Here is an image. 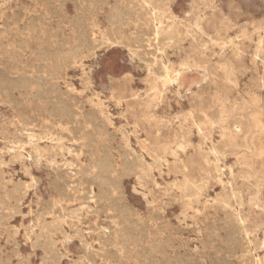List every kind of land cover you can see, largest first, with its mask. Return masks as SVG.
<instances>
[{
  "label": "rangeland",
  "instance_id": "374dc122",
  "mask_svg": "<svg viewBox=\"0 0 264 264\" xmlns=\"http://www.w3.org/2000/svg\"><path fill=\"white\" fill-rule=\"evenodd\" d=\"M63 1L0 0V264H264V187L257 195L237 177L239 163L264 162V130L251 138L252 150H229L218 170L208 153L221 130L237 143L228 130L243 100L247 120H263L264 0ZM15 13L19 40L5 34ZM156 24L163 32L157 43ZM163 63L170 78L182 69L178 81L163 80ZM38 78L50 81L52 98L37 95ZM56 95L70 102L73 122L48 113ZM200 98L212 104L217 125L204 122ZM100 153L115 168L108 200L73 172L78 163L92 167Z\"/></svg>",
  "mask_w": 264,
  "mask_h": 264
},
{
  "label": "bare ground",
  "instance_id": "6f19581e",
  "mask_svg": "<svg viewBox=\"0 0 264 264\" xmlns=\"http://www.w3.org/2000/svg\"><path fill=\"white\" fill-rule=\"evenodd\" d=\"M54 1V0H53ZM63 1V0H62ZM78 1V0H77ZM83 1V0H82ZM95 1V0H94ZM47 2V1H46ZM45 2V3H46ZM48 2H49V0H48ZM64 2V1H63ZM67 2H68V0H67ZM87 2V1H86ZM99 2V1H98ZM121 2V1H120ZM50 3V2H49ZM77 3V2H76ZM92 3V2H91ZM90 3V4H91ZM95 3H96V1H95ZM66 4V3H65ZM87 4H89V3H87ZM104 4V3H103ZM102 4V5H103ZM59 5H60V3H59ZM74 5H75V3H74ZM95 5V4H94ZM123 5V4H122ZM145 5H148V3H146L145 2ZM61 6V5H60ZM97 6H99V5H97ZM96 6V7H97ZM117 6H119V5H117ZM54 7V6H53ZM65 7V6H64ZM77 7H78V5H77ZM76 7V8H77ZM60 9H61V7H59ZM87 8V7H86ZM86 8H84L83 10L85 11V9ZM18 9V8H17ZM77 9H79V8H77ZM89 9V8H88ZM93 9H95L94 7H93ZM115 9V8H114ZM63 10V9H62ZM87 10V9H86ZM96 10V9H95ZM39 11L40 10H38V13H39ZM64 11V10H63ZM89 11V10H88ZM88 11H86V13L88 12ZM110 11V10H109ZM118 11H119V9H118ZM128 11V10H127ZM32 12V11H31ZM49 12V11H48ZM52 12V11H51ZM79 12V11H78ZM101 12V11H100ZM56 13V12H55ZM62 13H64V12H62ZM110 13L112 14V16H113V13L110 11ZM124 13V12H123ZM16 14V13H15ZM33 14V13H32ZM43 14V13H42ZM74 14H76V10H75V13ZM83 14V13H82ZM81 14V15H82ZM84 14H85V12H84ZM88 14V13H87ZM118 14V12L116 11V12H114V15H117ZM120 14V13H119ZM130 14V13H129ZM154 14V17H156V14H155V12L153 13ZM53 15V14H52ZM80 15V16H81ZM124 15V14H123ZM10 15H8V17H9ZM15 16H17V14L16 15H14L13 16V18L15 17ZM54 16H57V15H54ZM53 16V17H54ZM80 16H78V17H80ZM111 16V15H110ZM120 16V15H119ZM126 16V15H125ZM124 16V17H125ZM135 16V15H134ZM65 17V16H64ZM75 17V16H74ZM123 17V18H124ZM32 18V17H31ZM30 18V19H31ZM37 18H38V16H37ZM40 18V17H39ZM114 18V17H113ZM117 18H119L118 17V15H117ZM2 19V18H1ZM62 19H63V17H62ZM85 19V18H84ZM110 19V18H109ZM26 20H27V18H26ZM41 21H42V19H40ZM47 19L45 18V21H46ZM74 20V19H73ZM113 20H115V19H113ZM118 20V19H117ZM117 20H115V21H117ZM121 20V19H120ZM31 22H33L32 20H30ZM77 21H79V20H77ZM5 22V21H4ZM3 22V23H4ZM110 22V21H109ZM119 22V21H118ZM134 22H135V20H134ZM19 23H20V20L16 17V18H14V19H12L11 21H9L8 23H7V30L5 31V34H7V35H11V36H15L16 38H18V40L20 39L19 38V35L21 34V33H19ZM43 23V22H42ZM45 23V22H44ZM53 23V22H52ZM60 23V22H59ZM73 23H74V21H73ZM73 23H71V24H73ZM34 24H36V23H34ZM159 24H161V23H159ZM25 25V24H24ZM47 25V24H46ZM49 25V24H48ZM76 25V24H75ZM82 25V24H81ZM113 25V24H112ZM26 27H27V25H25ZM30 26V24H28V27ZM36 26V25H35ZM83 26V25H82ZM24 27V26H23ZM28 27L26 28V29H28ZM73 27V26H72ZM5 28V27H4ZM25 28V27H24ZM32 29H33V27H31ZM36 28H37V26H36ZM43 29L45 28V26L44 27H42ZM41 28V29H42ZM61 28V27H60ZM118 28V27H117ZM35 29V28H34ZM50 29V28H49ZM63 29V28H62ZM79 29V28H78ZM2 30V29H1ZM30 30V29H29ZM28 30V33L26 34L27 36L31 33V31L32 30H30L29 31ZM37 30H38V28H37ZM45 30H46V28H45ZM104 30V29H103ZM34 31V30H33ZM47 31H48V29H47ZM78 31H80V29L78 30ZM3 32H4V29H3ZM2 32V33H3ZM38 32V31H37ZM57 32H58V30H57ZM59 32H60V30H59ZM1 33V34H2ZM65 33V32H64ZM77 33V32H76ZM39 34V33H38ZM59 34H61V32L59 33ZM117 34V33H116ZM25 35V36H26ZM32 35V34H31ZM37 35V34H36ZM35 35V36H36ZM62 35V34H61ZM163 35V32H162V30H161V28L159 27V26H157V24H156V27H155V29H154V31H153V41H155L156 43L159 41V39L161 38V36ZM1 36V35H0ZM30 36V35H29ZM13 37L11 38V40L13 39ZM47 37H48V35H47ZM50 37V36H49ZM78 37V36H77ZM135 37H136V35H135ZM10 38V37H9ZM30 38V37H29ZM33 38H34V36H33ZM44 38V37H43ZM56 39H57V37H55ZM63 38H65L64 36H63ZM69 38V37H68ZM54 39V38H53ZM75 39V38H74ZM73 39V40H74ZM82 39H84V38H82ZM144 39V38H143ZM138 40V39H137ZM10 41V40H9ZM13 41V40H12ZM12 41H10L11 43H12ZM16 41V40H15ZM22 41H23V39H22ZM64 40L62 39V40H60V42H63ZM107 41H110V40H108L107 39ZM25 43V42H24ZM112 44H114L115 42H111ZM17 44V43H16ZM45 44V43H44ZM55 44V43H54ZM84 44V43H83ZM83 44H81V45H83ZM141 44V43H140ZM13 45H14V43H13ZM12 45V46H13ZM38 45H40V44H38ZM71 45V44H70ZM143 45V44H142ZM5 46V45H4ZM46 46V45H45ZM64 46V45H63ZM65 46H66V44H65ZM76 46V45H75ZM95 46V45H94ZM15 47V46H14ZM20 47H21V45H20ZM24 47V46H23ZM37 47V46H36ZM43 47V46H42ZM133 47V46H132ZM47 48H48V46H47ZM47 48H45V49H47ZM58 48V47H57ZM81 48V47H80ZM17 49V48H16ZM32 49V48H31ZM30 49V50H31ZM44 49V51H46ZM35 50H36V48H35ZM49 50V49H48ZM52 50V49H51ZM51 50H50V52H51ZM73 50V49H72ZM24 51H25V49H24ZM23 51V52H24ZM53 51H55V49L53 50ZM56 51H57V49H56ZM49 52V51H48ZM50 52L47 54L46 52L44 53V54H42L41 56H40V54L39 53H37V54H39V56H40V58L42 59V60H49V58H51V56H50ZM75 52V51H74ZM157 52H159L158 51V48H157ZM54 53V52H53ZM52 53V54H53ZM25 54V53H24ZM30 54V53H29ZM36 54V55H37ZM51 54V55H52ZM55 54V53H54ZM60 54H62V53H60ZM12 56V55H11ZM21 56V55H20ZM32 56V55H31ZM39 56H37L36 58L38 59L39 58ZM54 56V55H53ZM57 56H59V55H57ZM165 58V57H164ZM57 59H58V57H57ZM17 60V59H16ZM40 60V59H39ZM38 60V61H39ZM13 61V60H12ZM60 62V61H59ZM82 62V61H81ZM15 63V62H14ZM29 63V62H28ZM43 63V62H42ZM33 64V63H32ZM31 64V65H32ZM16 65H18V64H16ZM42 65H44V64H42ZM35 66V65H34ZM41 66V65H40ZM18 67V66H17ZM28 67V66H27ZM30 67V66H29ZM28 67V68H29ZM36 67V66H35ZM48 67V66H47ZM57 67V66H56ZM21 68V67H20ZM31 68H33V67H31ZM37 68L39 69L40 67H38L37 66ZM42 68H44V66L42 67ZM62 68V67H61ZM1 69V68H0ZM25 69V68H24ZM54 69H55V66H54ZM3 70V69H2ZM14 70V69H13ZM18 70H21V71H23L22 69H18ZM26 70V69H25ZM162 70H164V72H165V77H164V79L163 80H166V79H170L171 80V83H173V82H176V81H178L179 80V77H180V75L182 74V69H179L178 71H174L173 72V77L172 78H170L169 77V70H168V67L163 63L162 64ZM15 71V70H14ZM36 71H38V70H36ZM42 71V70H41ZM20 72V71H19ZM33 72H35V70H33ZM38 72H40V71H38ZM48 72V71H47ZM4 73H6V72H4ZM17 73V72H16ZM16 73L15 74H12V75H15L16 76ZM24 73H26V72H24ZM27 73H28V71H27ZM29 73H30V71H29ZM42 73H43V71H42ZM33 74V73H32ZM39 74V73H38ZM22 75H24V74H20L18 77H21ZM26 75V74H25ZM43 75H45V73L43 74ZM2 76H6V74L5 75H3L2 74ZM38 76V75H37ZM37 76H36V78H37ZM17 77V78H18ZM40 77V76H39ZM126 77V76H125ZM35 78V79H36ZM158 78H160V77H158ZM3 79V78H2ZM1 79V80H2ZM8 79H9V77H8ZM26 79H28V78H26ZM30 80H31V78H29ZM44 79H46V77L44 78ZM44 79H40V78H38L36 81H34V85L36 86V88H37V92H38V94L37 95H40V97H42V98H44V100L46 99H48L49 97H51L52 98V96H51V94L49 93L50 91H51V88H52V85L50 84V81H48V82H46L47 80H44ZM50 79V78H49ZM58 79V78H57ZM4 81H5V79H3ZM12 80V79H11ZM17 80V79H16ZM21 80V79H20ZM20 80H19V83H20ZM10 81V80H9ZM8 80H7V82H9ZM14 81V80H13ZM18 81V80H17ZM29 81V80H28ZM33 81V80H32ZM202 81V80H201ZM16 82V81H15ZM180 82V81H179ZM188 82V81H187ZM4 83V82H3ZM10 83H12L11 81H10ZM29 83H30V81H29ZM0 84H1V82H0ZM8 84V83H7ZM14 84H16V83H14ZM22 84H24V83H22ZM28 84V83H27ZM31 84V83H30ZM194 84V83H193ZM25 85H26V83H25ZM24 85V86H25ZM29 86V85H28ZM45 86H48V89H45ZM74 87V86H73ZM184 88V87H183ZM3 89H4V87H3ZM8 89H10V88H8ZM12 89V88H11ZM20 89H21V87H20ZM68 89V88H67ZM187 89V88H186ZM5 90V89H4ZM24 90V89H23ZM53 90H55V89H53ZM6 91V90H5ZM26 91V90H25ZM158 91V90H157ZM156 91V92H157ZM8 92V91H7ZM14 92V91H13ZM159 92V91H158ZM11 93V92H10ZM25 93V92H24ZM1 94V93H0ZM18 94V93H17ZM26 94V93H25ZM59 94V93H58ZM69 94V93H68ZM3 95V94H2ZM10 95V94H9ZM28 95V94H27ZM36 94L34 95V96H37ZM50 95V96H49ZM22 96H24V95H22ZM31 96V95H30ZM57 96V95H56ZM59 96V95H58ZM57 96V97H58ZM32 97V96H31ZM39 97V96H38ZM38 97H36L37 98V100L39 99ZM56 97V98H57ZM64 97H65V95H64ZM70 97V96H69ZM27 98V97H26ZM32 98H34V97H32ZM56 98H53V99H56ZM59 99H57L53 104H51L50 103V101H49V103L52 105H50L52 108H51V113H50V111L48 112L49 114H53V115H58V116H60L61 118H65V119H67L70 123L71 122H73V120L71 119L72 117H71V113H70V111H69V105L67 106V104L66 103H70V102H67L66 100V103L60 98V97H58ZM4 99V98H3ZM20 99V98H19ZM24 99V98H23ZM23 99H21V100H23ZM35 99V98H34ZM64 99V98H63ZM69 100H70V98H68ZM67 99V100H68ZM7 100V99H6ZM40 100H41V98H40ZM45 100V101H46ZM30 101V100H29ZM44 101V102H45ZM53 100H51V102H52ZM97 101V100H96ZM13 102V101H12ZM19 102H20V100H18V104H19ZM25 102V101H24ZM31 102V101H30ZM33 102V101H32ZM35 102V101H34ZM44 102H43V105H45L44 104ZM48 103V102H47ZM7 104V103H6ZM12 104V103H11ZM15 104H16V102H15ZM17 104V105H18ZM23 104V103H22ZM42 104V103H41ZM75 104H76V102H75ZM74 104V105H75ZM16 105V106H17ZM47 105V104H46ZM78 105V104H77ZM82 105V104H81ZM4 106V105H3ZM20 106V105H19ZM198 106H199V109H200V112H201V114H202V118H203V120H205L204 122H208L211 126H214V125H217L218 124V122H217V120L216 119H211V117H210V114H209V110L210 109H212V104L210 103V102H208L205 98H200L199 99V101H198ZM25 108H26V106H24ZM45 107V106H44ZM82 107V106H81ZM80 107V108H81ZM84 107V106H83ZM14 108V107H13ZM17 108V107H16ZM35 108H37L36 106H35ZM39 108H40V106H39ZM72 108V107H71ZM246 108V104H245V101L243 100L242 101V106H241V112L240 113H238L237 115H234L233 117H231L230 119H231V122L229 123L230 125H231V129H229L228 130V132L229 133H232V134H234L235 136H236V138H237V143L236 144H234V145H231V143L227 140V138H226V133L223 131V130H221L219 133L221 134V137H219L220 138V140H219V142H220V144L219 145H217V144H215L213 141H211V146H210V148H209V154L210 155H212V156H214V164H215V168L218 170L219 169V167H218V162L222 159V158H225L226 156H227V153H228V151L229 150H231L232 148H242V149H245V150H252L253 149V146H252V144H251V138L253 137V136H255L258 132H260L261 130H264V105H263V109H262V112H261V115L263 116V120H262V122L259 120V118H258V115H256V114H254L253 116H252V118L250 119V120H247V118H246V115H245V113H244V109ZM42 109H43V107H42ZM85 109V108H84ZM21 110H22V108H21ZM31 110H32V108H31ZM36 110V109H35ZM48 110V109H47ZM49 110H50V108H49ZM15 111H16V109H15ZM23 111V110H22ZM19 112V111H18ZM29 112V111H28ZM44 112L45 113H47L46 111H45V109H44ZM88 112V111H87ZM20 113V112H19ZM22 113V112H21ZM25 113V112H24ZM36 113V112H35ZM47 113V114H48ZM91 113V112H90ZM95 113V112H94ZM28 115H30L29 113H27ZM33 114V113H32ZM37 114V113H36ZM84 115H85V113H84ZM89 115H91V114H89ZM226 115V116H225ZM74 116V115H73ZM86 116V115H85ZM225 116V117H224ZM27 117V116H26ZM25 117V118H26ZM29 117V116H28ZM33 117V116H32ZM32 117H31V119H32ZM35 117V116H34ZM33 117V118H34ZM52 117V116H51ZM55 117V116H54ZM77 117V116H76ZM75 117V118H76ZM219 117L222 119V121L223 122H226V121H228L227 120V118L229 117V116H227V113H226V109H225V107H223L222 105H221V109H220V111H219ZM78 118V117H77ZM76 118V119H77ZM88 118V117H87ZM86 118V119H87ZM91 118V117H90ZM30 119V120H31ZM80 119V118H79ZM79 119H78V121H79ZM93 119V118H92ZM95 119V118H94ZM35 120V119H34ZM39 120V119H38ZM75 120V119H74ZM96 120V119H95ZM21 121H23V118H22V120ZM24 121H26V120H24ZM23 121V122H24ZM29 121V120H28ZM89 121V120H88ZM221 121V122H222ZM99 122V121H98ZM221 123V125H223L224 123ZM32 123V122H31ZM36 123V122H35ZM34 123V124H35ZM87 123H89V122H87ZM207 123V124H208ZM50 124V123H49ZM83 124V123H82ZM90 124H91V122H90ZM98 124V123H97ZM5 125V124H4ZM25 125H26V123H25ZM24 125V126H25ZM29 125V124H28ZM42 125V124H41ZM51 125H52V123H51ZM70 125V124H69ZM10 126V125H9ZM29 126H31V125H29ZM39 126V125H38ZM93 127H94V125H92ZM35 127H36V125H35ZM53 127V126H52ZM51 127V128H52ZM82 127V126H81ZM96 127H98V126H96ZM37 129H38V127H36ZM41 128V127H40ZM50 128V129H51ZM85 128V127H84ZM5 129V128H4ZM17 129V128H16ZM21 129V128H20ZM19 129V130H20ZM94 129V128H93ZM44 130V129H43ZM80 130H81V128H80ZM98 130H99V128H98ZM102 130V129H101ZM104 131H105V129H104ZM77 132V131H76ZM90 131H88L87 133H89ZM97 132V131H96ZM96 132H95V134H96ZM101 132V131H100ZM16 133V132H15ZM56 133V132H55ZM106 133V132H105ZM36 134V133H35ZM43 134V133H42ZM90 134V133H89ZM87 135V134H86ZM93 136H94V134H92ZM28 136V135H27ZM59 136V135H58ZM99 136H100V134H99ZM79 137V136H78ZM91 137V136H90ZM108 137V136H107ZM93 138V137H92ZM16 139V138H15ZM94 139H96L95 137L93 138V140ZM20 141V140H19ZM94 142H95V140H94ZM93 142V143H94ZM97 142V141H96ZM98 143V145H99V142H97ZM91 144V143H90ZM95 144V143H94ZM92 145V144H91ZM96 145V144H95ZM105 146V145H104ZM120 146V145H119ZM41 147V146H40ZM62 147V146H61ZM99 147V146H98ZM97 148V147H96ZM121 148H122V146H121ZM130 148V147H129ZM119 149H120V147H119ZM97 151V150H96ZM101 151H103V150H101ZM110 152V151H109ZM123 154H125L124 152H122ZM119 154V153H118ZM134 154H136V153H134ZM101 155V156H100ZM100 155H99V157H94L95 158V160H93V161H95L94 162V165L92 166V167H83V166H81V165H79V163L77 164V165H75V167H74V170H73V172H74V175L76 176V175H78V174H81L85 179H86V181H87V183H88V185L90 186V188H91V186H94V185H97V187L100 189V191H101V197L102 198H105L106 200H108L109 199V194H108V191L105 189V187L106 186H108V184H110L111 183V177L113 178L114 176H112L113 175V173H115L114 172V169L115 168H113V162H112V160H111V158L109 157V156H107V155H102L101 153H100ZM142 155V154H141ZM1 156V155H0ZM89 156V155H88ZM127 156V155H126ZM243 157H249V155L247 154V153H244L243 155H242ZM52 157V156H51ZM144 157V156H143ZM150 158V157H149ZM30 159V158H29ZM127 159V158H126ZM151 159V158H150ZM9 160V159H8ZM67 160V159H66ZM119 160V159H118ZM137 160V159H136ZM56 161V160H55ZM54 161V162H55ZM66 162V161H65ZM125 162V161H124ZM134 162V161H133ZM89 163V162H88ZM115 163V162H114ZM129 164V163H128ZM131 164V163H130ZM140 164V163H139ZM125 165V164H124ZM239 165H240V168H239V170H238V173H237V177H238V179L241 181V183L242 184H244V185H246V186H249V185H253L254 186V188H255V190H257V195H259L260 194V191H261V189L264 187V168L263 169H259V165H264V162H262V163H260V164H251V163H239ZM248 165H253V166H248ZM88 166V165H87ZM117 166V165H116ZM129 166V165H128ZM131 166V165H130ZM162 166V165H161ZM134 167V166H133ZM151 168V167H150ZM62 169V168H61ZM131 169V168H130ZM28 171H29V169H27ZM127 170V169H126ZM138 170V169H137ZM222 170H224V169H222ZM132 171H133V169H132ZM125 172V171H124ZM30 173V172H29ZM130 173H131V171H130ZM133 174V173H132ZM232 174V173H231ZM120 175V174H119ZM129 175H131V174H129ZM155 177V176H154ZM8 178V177H7ZM83 178V179H84ZM39 179V178H38ZM80 180V179H79ZM121 180V179H120ZM64 181H65V179H64ZM62 182H63V180H62ZM119 182V181H118ZM50 183V182H49ZM67 183V182H66ZM65 184V183H64ZM82 184H84V183H82ZM57 185V184H56ZM67 185V184H66ZM116 185V184H115ZM114 185V187L116 188V186ZM66 187V186H65ZM123 187V186H122ZM59 188V187H58ZM63 188V187H62ZM107 188V187H106ZM111 188V190H113L112 189V187H110ZM117 188H118V186H117ZM85 189H86V187H85ZM69 190H71V189H69ZM115 191V190H114ZM117 191H118V189H117ZM110 192V191H109ZM176 193H177V190H176ZM91 194H92V191H91ZM71 195V194H70ZM95 195V194H94ZM99 195V194H98ZM114 195H115V193H114ZM124 196H125V194H123ZM66 196H67V193H66ZM117 196V195H116ZM142 196V195H141ZM64 197H65V195H64ZM99 197V196H98ZM66 198V197H65ZM68 198V197H67ZM80 198V197H79ZM100 198V197H99ZM120 198V197H119ZM98 199V198H97ZM68 200V199H67ZM79 200V199H78ZM83 200H84V196H83ZM91 200V199H90ZM93 200V199H92ZM100 201H101V199H99ZM176 200V199H175ZM63 201V200H62ZM65 201H66V199H65ZM115 201H116V199H115ZM48 202V201H47ZM87 202V201H86ZM98 202V201H97ZM116 202H118V201H116ZM115 202V203H116ZM107 203V202H106ZM147 203V202H146ZM14 204V203H13ZM105 204V203H104ZM108 204H110V203H108ZM235 204V203H234ZM239 205H241V202L240 203H238ZM236 205V204H235ZM87 206V205H86ZM101 206V205H100ZM112 206V205H111ZM114 206H116V204L114 205ZM113 206V207H114ZM120 207V205H117L116 206V208L117 207ZM122 206H124V205H122ZM226 206H228V207H230L231 208V206L230 205H228V204H226ZM18 207V206H17ZM17 207H16V209H17ZM83 207V206H82ZM92 207V206H91ZM104 206H102V208H103ZM112 207V208H113ZM132 207V206H131ZM148 207V206H147ZM89 208H90V205H89ZM116 208H115V210H116ZM122 208V207H121ZM127 208H129V207H127ZM219 208V207H218ZM77 209V208H76ZM99 209V208H98ZM114 209V208H113ZM136 209V208H135ZM134 209V210H135ZM239 209V208H238ZM111 210V209H110ZM123 210H125L124 208H123ZM123 210H122V212H123ZM137 210V209H136ZM149 210V209H148ZM198 210V209H197ZM236 210V209H235ZM118 211H119V209H118ZM233 212H235L234 210H232ZM7 212V211H6ZM103 212H105V211H103ZM11 213V212H10ZM124 213V212H123ZM122 213V214H123ZM131 213V212H130ZM130 213H129V215H130ZM157 213V212H156ZM126 214V213H125ZM98 215V214H97ZM107 215V214H106ZM111 215V214H110ZM114 215V214H113ZM133 215V214H132ZM126 216H127V214H126ZM134 216V215H133ZM154 216V215H153ZM158 216V215H157ZM232 216H233V220L235 221V225H236V227H239V226H242L243 227V229H244V226H245V220L243 219V218H241L239 215H238V212H235V213H233L232 214ZM109 217V216H108ZM159 217V216H158ZM125 219H128V217H126ZM152 219V218H151ZM155 219H156V217H155ZM157 219H159V218H157ZM156 219V220H157ZM5 220V219H4ZM88 220V219H87ZM121 220V219H120ZM137 220V219H136ZM177 220V219H176ZM0 221H2L1 219H0ZM110 221V220H109ZM108 221V222H109ZM122 221H124V219L122 220ZM127 221V220H126ZM22 222V221H21ZM44 222V221H43ZM98 222V221H97ZM114 222V221H113ZM135 222V221H134ZM77 223V222H76ZM75 223V224H76ZM92 223V222H91ZM90 223V224H91ZM115 223V222H114ZM117 223V222H116ZM126 223H128V222H126ZM136 223H137V221H136ZM146 223V222H145ZM155 223V222H154ZM62 225V224H61ZM78 225V224H77ZM92 225V224H91ZM141 225V224H140ZM139 225V226H140ZM94 226H96V224L94 225ZM98 226V225H97ZM116 226H118V225H116ZM156 226V225H155ZM162 226H163V224H162ZM130 227V226H129ZM142 227H144V226H142ZM148 227V226H147ZM118 228V227H117ZM133 228V227H132ZM190 228V227H189ZM120 229V228H119ZM143 229V228H142ZM168 229V228H167ZM169 229H171L170 227H169ZM226 229V228H225ZM263 229H264V225H263ZM105 230H106V228L103 230L104 232H105ZM131 230V229H130ZM133 230H135L136 231V229H133ZM133 230H132V232H133ZM158 231H159V229H157ZM157 230H156V232L155 233H158L157 232ZM163 230V229H162ZM210 230V229H209ZM118 231V230H117ZM116 231V232H117ZM142 231H144V230H142ZM199 231H201V230H199ZM14 232V231H13ZM119 232V231H118ZM121 232V231H120ZM129 232V231H128ZM149 232V231H148ZM160 232V231H159ZM220 232V231H219ZM87 233V232H86ZM144 233H145V231H144ZM151 233H153V232H151ZM170 233V232H169ZM107 234H108V236L110 237V238H113V236H114V232H112L111 231V229L109 228L108 229V231H107ZM123 234V233H122ZM139 234H141V233H139ZM138 234V235H139ZM218 234V233H217ZM34 235H35V233H34ZM124 236H129V235H131V233H127V232H124V234H123ZM172 235V234H171ZM219 235V234H218ZM264 235V234H263ZM64 236H65V234H64ZM121 236V235H120ZM124 236H122V238H124ZM136 236V235H135ZM134 236V237H135ZM142 236H143V234H142ZM132 237V236H131ZM145 237V236H144ZM147 237V236H146ZM154 237V236H153ZM207 237H209V236H207ZM221 238V237H220ZM224 238V237H223ZM242 238V237H241ZM119 239H121V238H119ZM167 239H169V238H167ZM237 239V238H236ZM86 240V239H85ZM140 240H142V239H140ZM234 240V239H233ZM126 241H127V239H126ZM130 241V240H129ZM143 241V240H142ZM161 241V240H160ZM226 241V240H225ZM228 241V240H227ZM231 241V243H232V240H230ZM159 242V241H158ZM161 242H163V241H161ZM217 242V241H216ZM111 243V242H110ZM116 243V242H115ZM129 243V242H128ZM127 243V244H128ZM164 243V242H163ZM188 243V242H187ZM56 244V243H55ZM112 244V243H111ZM122 244H124V243H122ZM130 244V243H129ZM140 244V243H139ZM217 244H218V242H217ZM262 244L264 245V238H263V240H262ZM31 245V244H30ZM137 245H138V243H137ZM153 246H155L154 244H152ZM180 245V244H179ZM234 245V244H233ZM126 246V245H125ZM125 246H124V248H125ZM141 246V245H140ZM153 246H151L150 245V249L153 247ZM159 247H160V245H158ZM174 246V245H173ZM172 246V247H173ZM144 247V246H143ZM195 247V246H194ZM116 248V247H115ZM122 248V247H121ZM154 248H156V247H154ZM153 248V249H154ZM221 248V247H220ZM152 249V250H153ZM222 249V248H221ZM69 250V249H68ZM128 250V249H127ZM151 250V251H152ZM159 250H161V248H159ZM114 251V250H113ZM136 251H138L139 252V250H136ZM142 251H144V250H142ZM163 251H164V249H163ZM185 251V250H184ZM225 251V250H224ZM251 251H252V249H251ZM115 252V251H114ZM114 252H110V253H114ZM161 252V251H160ZM44 253V252H43ZM55 253V252H54ZM91 253V252H90ZM117 253H118V251H117ZM117 253L115 254V255H117ZM122 253V252H121ZM149 253V252H148ZM18 254V253H17ZM16 254V255H17ZM108 254V253H107ZM111 254V255H112ZM136 254H137V252H136ZM136 254H134V255H136ZM141 254V253H140ZM139 253H138V255H140ZM145 254H146V252H145ZM143 255V256H146V255ZM159 254H161V253H159ZM131 255H132V253H131ZM150 255V254H149ZM123 256H125V255H123ZM141 256V255H140ZM148 256V255H147ZM181 256V255H180ZM60 257H61V255H60ZM98 257V256H97ZM117 257V256H116ZM127 257V256H126ZM132 257V256H131ZM150 257V256H149ZM148 257V258H149ZM195 257V256H194ZM54 258V257H53ZM108 258V257H107ZM106 258V259H107ZM124 258V257H123ZM122 258V259H123ZM145 258V257H144ZM180 258V257H179ZM214 258H216V257H214ZM106 259L104 260V261H106ZM114 259H116V258H114ZM143 258H142V256H141V259L140 260H142ZM151 259V258H150ZM126 260V259H125ZM140 260H138V261H140ZM152 260V259H151ZM171 260V259H170ZM170 260L169 261H166L164 264H173V263H171L170 262ZM176 260V259H175ZM221 260H223V259H221ZM72 261V260H71ZM142 261H144V259L142 260ZM141 261V262H142ZM153 261V260H152ZM182 261H183V259H182ZM182 261H180V262H182ZM59 262V261H58ZM74 262V261H73ZM78 262V261H77ZM160 261H158V263H159ZM222 262V261H221ZM227 262V261H226ZM149 263V262H148ZM147 262H146V264H148ZM153 263V262H152ZM156 263H157V261H156ZM187 263V262H186ZM116 264V263H115ZM123 264V263H122ZM151 264V263H150ZM182 264V263H181Z\"/></svg>",
  "mask_w": 264,
  "mask_h": 264
}]
</instances>
